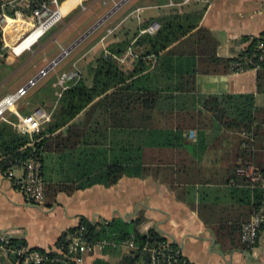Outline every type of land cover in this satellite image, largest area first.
<instances>
[{
  "label": "trees",
  "instance_id": "trees-1",
  "mask_svg": "<svg viewBox=\"0 0 264 264\" xmlns=\"http://www.w3.org/2000/svg\"><path fill=\"white\" fill-rule=\"evenodd\" d=\"M154 1L159 5L167 2ZM2 5L4 3H0V14L5 11L11 15L7 8H1ZM203 14V11H170L156 19L160 28L155 34L144 31L149 23L146 22L131 39L112 45L106 54L99 56L93 67L88 68V77L92 79L90 86L79 79L58 100L56 97L49 100L51 104L57 101L51 120L32 140L0 122L1 171L4 173L21 166L32 156L43 164L46 153L63 154L93 146L91 167L86 173L82 169L85 174L80 175V181L70 185L44 186L45 196L49 191L51 198L60 192L71 195L76 190L94 185L108 188L123 177L153 176L160 178L175 192L176 198L183 201L182 185L195 184L192 175L198 172L197 167L190 165L194 156L190 150L193 144L187 135L192 131L205 135V131L220 130L245 133L247 139L222 135L233 143L229 153L231 165L224 181L210 182L228 185L232 181L234 185L247 187L244 205L247 214L218 223L215 238L223 248L249 252L264 232V220L252 245L241 241L242 224L252 218L262 196L256 190L251 192V184L238 178L236 170L250 167L264 176V110L254 106L252 94L229 96L226 102L208 97L201 102L192 99L190 103V97L196 92V76L230 74L232 62L256 53L258 44L264 41V33L257 38H242L241 41L248 46L233 59L220 58L218 41L201 25ZM3 46L0 29V54H3L0 66L12 57L7 49L2 50ZM252 74L258 92L264 79V65ZM47 88L54 90L50 85ZM34 98L27 99L26 114L36 102ZM199 103L200 110L196 106ZM79 117L82 118L77 121ZM118 135L121 136L120 145ZM124 136L125 142L122 141ZM86 153L88 151L84 149L80 154V167H85ZM237 192L234 188L233 193L237 195ZM145 223L142 214L130 221L114 219L103 225L80 219L77 227L60 236L53 249L31 250L39 251L46 258L42 264L63 263L66 261L67 238L83 227L85 230L80 236L87 242L106 241L107 246L134 243L136 250L121 255L117 264H148L149 250L162 245H168L171 255L177 252L173 258L177 259L175 264H191L177 245L155 228L141 231ZM13 243L26 245L17 239ZM110 248L107 247L105 252H115L116 249ZM0 264L19 263L10 259L1 260ZM94 264L106 263L96 261Z\"/></svg>",
  "mask_w": 264,
  "mask_h": 264
},
{
  "label": "crops",
  "instance_id": "crops-1",
  "mask_svg": "<svg viewBox=\"0 0 264 264\" xmlns=\"http://www.w3.org/2000/svg\"><path fill=\"white\" fill-rule=\"evenodd\" d=\"M7 1L0 0V3ZM71 1L74 0L62 1L65 16L60 24L21 55L19 51L34 38L30 37L14 48L16 55L11 53L12 57L3 66L7 68L2 67L0 70V99L25 86L41 71L45 72L17 103L14 111L10 112L11 120L16 119V115L29 114L36 106L52 110L57 101L51 104L49 100H53L52 97L58 92L56 80L62 73L77 71L81 82L90 86L92 79L88 77L87 70L94 66L100 55L106 54L112 45L131 39L142 24L150 23L170 11H203L201 25L216 38L219 43L217 54L224 59H233L248 46V43L241 41L242 38H257L264 33V0H213L209 4L198 0L185 6H179L181 0H172L175 4L173 7L169 6V0L162 5L156 4L154 0H135L136 5L133 0H113V3L108 2L106 5L102 4V0H90L88 5L91 10L86 13H81ZM114 4L117 7L114 8ZM137 9L140 12L136 19ZM20 35V30L12 27L5 40L11 44ZM79 79L69 83V86ZM48 85L54 90L47 88ZM195 89L190 103L192 99L201 102L208 97L226 102L229 96L252 94L254 106L264 110V79L260 82V90L256 92L252 73L198 75ZM32 96L36 102L33 106L29 105L31 111L26 114L25 108L29 104L27 99ZM196 106L198 110L201 109L200 103ZM262 114L264 118V111ZM204 134L192 131L187 135L193 144L190 150L194 156L190 165L197 167L198 172L192 175L195 184L182 185L183 201L178 200L175 192L160 178L123 177L108 188L94 185L76 190L71 195L60 192L53 198L49 191L43 206L37 208L27 204L16 189L15 181L20 180L23 173L14 170L11 180L0 169V233L10 235L14 231L10 236L23 241L27 247L50 250L63 233L78 226L80 219L103 225L114 219L130 221L142 214L146 223L141 231L155 228L169 242L177 245L182 256L191 264H264V232L249 252L223 248L215 238L218 223L229 218H242L247 214L244 206L247 202L245 185L237 186L232 181L228 185L210 182L224 181L231 165L229 153L233 143L222 135H234L241 139H247V135L223 130L205 131ZM125 138H122L123 142ZM118 142L120 145L121 136ZM93 148L87 146L76 152L44 154L42 176L45 186L70 185L80 181V175L91 167L90 151ZM84 149L88 151L87 158L85 167H80L78 159ZM82 169L86 170L85 173ZM240 170H236V176L246 181ZM234 188L238 191L237 195L233 193ZM249 190H256L262 196L259 188L250 185ZM107 247L116 250L106 253ZM126 252L128 249L124 244H111L87 256L86 261L87 264L96 261L117 264L120 256Z\"/></svg>",
  "mask_w": 264,
  "mask_h": 264
},
{
  "label": "built area",
  "instance_id": "built-area-1",
  "mask_svg": "<svg viewBox=\"0 0 264 264\" xmlns=\"http://www.w3.org/2000/svg\"><path fill=\"white\" fill-rule=\"evenodd\" d=\"M62 1L63 0H9L4 3L1 8H7L12 14L10 15L5 11H2L0 14V29L4 43L2 50L7 49L11 53L13 46H19L30 37H33L35 40L33 45L38 43L50 29L62 22L65 16ZM89 1L90 0H74L71 2L81 13H86L91 9L88 5ZM197 1L198 0H181L179 6L189 5ZM212 1L213 0H203L206 4ZM108 2L113 3V0H102L103 5H106ZM174 5L173 1L169 0V6L173 7ZM115 7H117V5L114 4V8ZM139 12L140 9H137L135 12L136 19L138 18ZM12 27L18 28L21 35L15 39V42L10 44L6 42L5 37L8 34V30ZM159 28V22L152 20L144 31L149 34H155ZM32 46H30L29 49ZM24 51L21 52L23 53ZM2 56L3 54H0V59ZM262 65H264V41L258 44L256 53L252 56L243 57L232 62L230 64V74L241 75L245 73H256ZM44 75L45 72L41 71L37 77L29 80L25 86L20 87L13 93H9L0 99V122L8 124L16 133L21 136H27L30 140L38 136L44 125L50 122L52 110L55 109L57 102L52 110H47L44 106H36L27 115H19L18 117L16 115V119H14L16 122L9 118V114L14 111L17 103L26 96L27 92L33 88L37 81ZM79 78V73L77 71L60 74L57 77L55 85L56 88H58V92L55 94L56 99L58 100L62 93L69 88V83ZM14 170H20L23 173V177L15 181V186L18 192L24 197L25 202L37 208L42 207L45 200V183L42 176V163L40 160L32 156L23 165L8 169L4 172V175L8 179L13 180ZM239 173L245 177L252 187L262 190L261 204L257 207L256 211H254L250 221L242 225L241 229V241L252 245L256 241L260 225L264 220V176L255 172L250 167L241 169ZM84 230L83 227H79L78 232L76 231L67 238V247L65 248L66 254L64 255L66 261L59 264H87V256L102 251L108 245L106 241H84L80 236L81 232ZM13 234L14 231H11L10 235ZM10 235L0 233V261L15 259V263L19 264H42L46 260L39 251L31 250V248L26 245L19 246L14 244V238ZM125 246L128 251L136 250V246L132 241L127 242ZM176 255L177 252L171 255L168 245H162L158 249L154 248L149 250L148 264H175L177 259L176 257L175 259L173 258Z\"/></svg>",
  "mask_w": 264,
  "mask_h": 264
},
{
  "label": "bare ground",
  "instance_id": "bare-ground-1",
  "mask_svg": "<svg viewBox=\"0 0 264 264\" xmlns=\"http://www.w3.org/2000/svg\"><path fill=\"white\" fill-rule=\"evenodd\" d=\"M34 42H35V40H33L31 43H29L26 47L22 48V49L19 51L18 54H21V53H22L21 51H24V50L29 49V47L32 46V45L34 44ZM21 44H22V43H21ZM21 44H20V45H21ZM20 45H19V46H20ZM17 47H18L17 45H15V46L12 47V52H11V53H12L13 55H16V54L14 53V48H17Z\"/></svg>",
  "mask_w": 264,
  "mask_h": 264
},
{
  "label": "rangeland",
  "instance_id": "rangeland-1",
  "mask_svg": "<svg viewBox=\"0 0 264 264\" xmlns=\"http://www.w3.org/2000/svg\"><path fill=\"white\" fill-rule=\"evenodd\" d=\"M134 1V3H135V0H133ZM133 3V2H132ZM91 10V9H90ZM89 10V11H90ZM4 65H6V64H4ZM4 65H1L0 66V70L2 69V67L4 66ZM7 67L5 66V67H3V69H6ZM7 71V70H6ZM8 72V71H7ZM0 76H2V74L0 75ZM13 93V92H12ZM50 106V105H49ZM13 121H15L14 119H12ZM16 122V121H15Z\"/></svg>",
  "mask_w": 264,
  "mask_h": 264
}]
</instances>
